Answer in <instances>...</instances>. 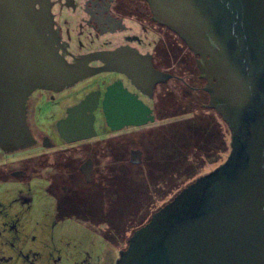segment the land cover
Listing matches in <instances>:
<instances>
[{"label":"flooded vegetation","instance_id":"af4514ba","mask_svg":"<svg viewBox=\"0 0 264 264\" xmlns=\"http://www.w3.org/2000/svg\"><path fill=\"white\" fill-rule=\"evenodd\" d=\"M50 7L59 38L57 50L67 62L89 58L88 66L97 67L104 66L109 56L121 55L124 61L135 57L137 68L145 70L150 63L170 77L145 92L118 71L88 76L60 91H33L25 103L23 121L29 142L18 149L0 146V219L9 217L12 223L5 228L11 235L21 237L23 246L27 236L34 235L18 229L26 219H41L49 229L60 222L101 227L86 240L90 241L86 248L81 237L76 238L79 241H66L62 252L52 249L47 240L39 239L41 250L52 253L41 257L37 252L36 261L24 247L14 249L9 245L15 258L13 264L29 260L36 264H116L133 232L183 188L172 191L165 181L164 186L151 192L145 187L139 189L138 178L131 172L147 170L153 175L162 171L160 164L166 167L170 163L173 154L170 144H159L162 153L160 163L155 164L150 156L145 158L144 148L138 142L133 144L130 138L136 133L153 137L161 134V129L166 132L165 123H189L190 127L186 125L178 131L182 135L180 141L184 138L185 146L187 140L201 143L195 148V152L201 153L202 144L208 145L207 140L212 141L217 135L220 141V127L227 126L204 89L207 82L201 77L199 57L177 34L157 21L145 0H50ZM95 54H101V59L92 58ZM171 80L188 92L183 98L193 99L192 105L198 103L203 115L208 116L206 122L204 116L197 121L159 118L167 112L165 107L171 97L181 100L180 93L178 98L172 95L177 86L173 88ZM128 101L133 106L138 102L142 114L125 119ZM114 106L121 118H109ZM179 107L184 111L181 103ZM167 126L169 131L163 140L168 138L171 142L173 130ZM227 130L230 138L228 127ZM219 144L222 148L206 149L209 152L204 159L210 158L211 167L197 177L225 160V137ZM140 191L148 194L140 198ZM43 235L52 241L53 235L59 234ZM5 251L0 250L1 258Z\"/></svg>","mask_w":264,"mask_h":264},{"label":"water","instance_id":"95a60500","mask_svg":"<svg viewBox=\"0 0 264 264\" xmlns=\"http://www.w3.org/2000/svg\"><path fill=\"white\" fill-rule=\"evenodd\" d=\"M145 1L199 57L204 89L230 132L229 153L135 230L116 264H264V0ZM58 43L50 0H0L2 148L29 142L25 103L37 89L60 91L118 71L145 92L170 77L121 55L104 66L70 63ZM127 103L125 119L142 114L138 102ZM119 114L114 106L109 118Z\"/></svg>","mask_w":264,"mask_h":264},{"label":"rangeland","instance_id":"374dc122","mask_svg":"<svg viewBox=\"0 0 264 264\" xmlns=\"http://www.w3.org/2000/svg\"><path fill=\"white\" fill-rule=\"evenodd\" d=\"M171 81L172 82L170 83H171V86H173V88L174 86L175 87L177 86V88L173 89L174 92L172 95L175 98H178L177 93H178V96L180 93L181 100L180 101L176 99L174 100L171 97V102H169L167 106L165 107L167 112H165L164 115L159 118L160 119H170V120L193 119L194 121H197L202 116H204L203 120L204 122H206V120L208 119V116L205 117V115H203V109L199 107L198 103L197 104L194 103L196 105H192L191 101L193 99H190L189 101L188 99L183 98V96L186 97L189 95L188 92L183 91L184 89L181 88L182 87L181 85H179L178 87V84L176 85V83L173 82V80ZM178 90H181V91H178ZM187 102H189V104ZM180 103L184 111H182L181 108L179 107ZM185 103H187L188 106ZM194 124H201V123H194ZM202 124H204L205 126H211L210 123H202ZM165 125H166V132H164V130L161 129L162 137H161V134H158V135L153 134V137H144L145 134L136 133V135L130 138V139H133V142H134L133 144L138 142V145L144 148V150L146 151L145 158L150 156L152 158L151 161H153V163L155 164L160 163L159 156L162 153V149H160L159 144L163 145L164 143V145L166 144V146H168L167 144H170L171 149H172V154H173L172 158L170 159L171 160L170 163L166 164V167L160 164L162 166L161 168L162 171H157L155 174L153 173V175L152 174L149 175L147 173V170L145 171V173L131 172L135 174L134 176L138 178L137 184H139V189H143L145 187L147 190H149V192H151V190H153L154 188L156 189L159 186H164L165 184L164 182L166 181V184L171 186V190L176 192L177 189H180V187L186 186L191 181H193L198 175L203 174L205 171L210 169L211 165H209L210 163H208L210 161V158L204 159V157H207V154L209 152V151H206V149L211 148L214 150V149H217L219 146H220L219 148H222V146L219 144L220 141H224V137L226 139V143L228 140L226 137L227 127H224V128L220 127V132H221L220 141H218L219 139L218 135L215 136V138L213 139L214 143L212 142L213 140L211 141L212 138H210V141H208L206 137L205 139L207 140L209 144L208 145L202 144L204 147L203 151L201 153H197L195 152V148L200 147L201 143L196 144L193 141L190 142L189 140H187L186 146H185L184 143L186 140H184L183 138V142L180 141V137L182 136L180 132L185 129L186 125L190 127L189 123H165ZM167 125H170L173 130V133H172L173 141L171 142L168 141V138L166 140H163L164 136L167 135L166 134L167 131H169ZM175 130L177 131V133L175 132ZM208 131L210 134L212 133L211 129H209ZM205 135L206 134L204 133V136ZM208 136L211 137V135H208ZM228 138H229V135H228ZM229 140H228V143H229ZM175 141L178 143H176ZM180 142L182 143L180 147L183 148L185 146L183 148L185 150H182L179 147ZM224 153H226V149L224 150ZM139 194L141 198L143 195L146 196L148 192L140 191ZM3 198L6 199V196H4ZM10 223H12V221L9 219L8 216H7V219L5 218V216H3V218L0 219V250H4V249L6 250L3 257L2 258L0 257V264H13L15 260V258H13L14 255L12 251H10L11 249L9 245H13L14 249H17V246H19L22 249L24 247L29 252L28 254L30 255V258L36 261L37 252L38 254L41 253V257L49 256L52 253V251L50 250H47V251L44 249L41 250L42 247L39 244V239L47 240L50 243L52 249L56 248L62 252L66 248L65 242L69 241L70 238H74V241H79L76 238L81 237L82 239H84V245L86 248V245H89L90 243V241L88 242L86 240H89L90 236L93 237L92 233L94 231L96 230L100 231L99 229H101V227H99V229H96V227H94L95 225H86V226L76 225V224L70 225L68 223H63V222H60L61 224L56 225L52 229H49L48 224L44 221H41V219H39V222H35L34 220H31V219H26L21 224V226L20 225L18 226V229L22 230L23 232L27 234H34V235L27 236L25 245L23 246L22 238L16 236L15 233H12L13 235H11V231L5 228V225L7 224L10 225ZM47 232H56L59 235H53L54 239L51 241V240H48L46 236L43 235ZM70 241H73V239ZM23 252H25V250H23ZM37 259L39 260V255ZM35 261L29 260L28 263L25 262L23 264H36Z\"/></svg>","mask_w":264,"mask_h":264},{"label":"trees","instance_id":"16d2710c","mask_svg":"<svg viewBox=\"0 0 264 264\" xmlns=\"http://www.w3.org/2000/svg\"><path fill=\"white\" fill-rule=\"evenodd\" d=\"M226 137H227V139L229 140V138H228V130H227V134H226ZM228 140H227V148H226V155L228 154V150H229V143H228ZM225 155V156H226Z\"/></svg>","mask_w":264,"mask_h":264}]
</instances>
